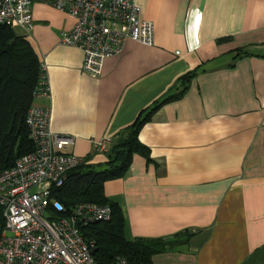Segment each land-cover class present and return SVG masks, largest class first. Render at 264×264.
I'll use <instances>...</instances> for the list:
<instances>
[{
    "label": "crops",
    "instance_id": "crops-1",
    "mask_svg": "<svg viewBox=\"0 0 264 264\" xmlns=\"http://www.w3.org/2000/svg\"><path fill=\"white\" fill-rule=\"evenodd\" d=\"M136 1L152 43L124 39L99 75L59 41L73 18L34 1L32 28H14L45 68L49 95L33 103L49 110L53 132L73 136L66 151L103 162L95 143L108 146L196 69L140 127L150 159L134 153L104 194L120 205L127 240H169L152 264H264V0Z\"/></svg>",
    "mask_w": 264,
    "mask_h": 264
},
{
    "label": "built area",
    "instance_id": "built-area-1",
    "mask_svg": "<svg viewBox=\"0 0 264 264\" xmlns=\"http://www.w3.org/2000/svg\"><path fill=\"white\" fill-rule=\"evenodd\" d=\"M37 0H0V22L11 27L32 28L31 5ZM70 15L73 23L59 34L63 44L77 46L83 53L81 69L99 75L106 56L118 52L126 38L151 44L152 22L141 15L136 0H39ZM42 63V62H41ZM43 76L34 96H48ZM50 113L32 103L25 115L34 149L19 156L0 171V204L4 228L0 236V264H95L79 225L108 220V204L82 200L68 209L51 196V187L60 186L68 171L83 157L66 151L73 136L50 129ZM109 140H98L96 148L105 151ZM9 232V233H8ZM119 264H128L118 256Z\"/></svg>",
    "mask_w": 264,
    "mask_h": 264
},
{
    "label": "trees",
    "instance_id": "trees-1",
    "mask_svg": "<svg viewBox=\"0 0 264 264\" xmlns=\"http://www.w3.org/2000/svg\"><path fill=\"white\" fill-rule=\"evenodd\" d=\"M195 73L196 69L183 73L177 91L142 109L108 145L105 161L79 163L68 171L60 186L51 187V196L68 209L82 200L110 206L108 220L79 225L83 237L93 240L95 264H119L118 256H124L128 264H152V254L163 250L168 243L169 240L162 238L127 240L123 233L122 209L116 201L105 196L103 185L106 180L121 177L127 172L134 153L150 159L148 146L138 137L140 127L162 103L180 97ZM42 76L41 60L26 37L16 33L9 24L0 22V171L34 149L25 115L34 101V91L39 87ZM4 223L0 204V236Z\"/></svg>",
    "mask_w": 264,
    "mask_h": 264
},
{
    "label": "snow or ice",
    "instance_id": "snow-or-ice-1",
    "mask_svg": "<svg viewBox=\"0 0 264 264\" xmlns=\"http://www.w3.org/2000/svg\"><path fill=\"white\" fill-rule=\"evenodd\" d=\"M195 23H196L197 26L199 25V23H200V17L199 16L196 17Z\"/></svg>",
    "mask_w": 264,
    "mask_h": 264
},
{
    "label": "water",
    "instance_id": "water-1",
    "mask_svg": "<svg viewBox=\"0 0 264 264\" xmlns=\"http://www.w3.org/2000/svg\"><path fill=\"white\" fill-rule=\"evenodd\" d=\"M90 251H91V253H93L95 251V247L94 246L91 247Z\"/></svg>",
    "mask_w": 264,
    "mask_h": 264
},
{
    "label": "rangeland",
    "instance_id": "rangeland-1",
    "mask_svg": "<svg viewBox=\"0 0 264 264\" xmlns=\"http://www.w3.org/2000/svg\"><path fill=\"white\" fill-rule=\"evenodd\" d=\"M9 233V232H8Z\"/></svg>",
    "mask_w": 264,
    "mask_h": 264
}]
</instances>
